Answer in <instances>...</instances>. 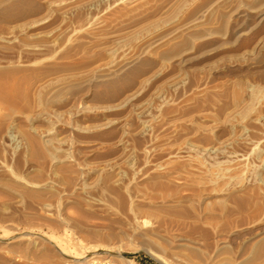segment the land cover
<instances>
[{
    "label": "rangeland",
    "instance_id": "1",
    "mask_svg": "<svg viewBox=\"0 0 264 264\" xmlns=\"http://www.w3.org/2000/svg\"><path fill=\"white\" fill-rule=\"evenodd\" d=\"M32 1L42 7L36 13L0 19V90L7 96L0 100V264H264V256L244 263L248 239L264 231V120L246 127L238 144L219 151L215 144L230 137L220 126L200 135L183 132L163 143L167 126L159 127L161 114L178 92L185 93L186 84L165 86L154 97L162 78L110 102L95 101L91 91L79 89L45 106L51 88L77 83L116 58L91 49L93 37L96 24L129 0ZM4 72L11 75L8 83ZM19 90L27 94L26 102L18 98ZM250 128L256 129L251 133ZM27 136L35 144L50 137L64 140L43 155ZM231 150L240 156L230 164L239 168L236 173L216 165L232 157ZM184 158L189 169L199 168L200 174L190 177L198 184L179 185L174 194L140 189L145 179L164 172L163 164ZM201 187L212 197L256 189L262 201L247 214L188 225L146 206L181 196L199 205L201 196L193 194ZM65 232L89 248L82 260L54 248L52 238ZM183 239L186 246L180 247Z\"/></svg>",
    "mask_w": 264,
    "mask_h": 264
},
{
    "label": "bare ground",
    "instance_id": "2",
    "mask_svg": "<svg viewBox=\"0 0 264 264\" xmlns=\"http://www.w3.org/2000/svg\"><path fill=\"white\" fill-rule=\"evenodd\" d=\"M41 8L32 0H0V19H21ZM96 25L97 34L91 49L111 52L116 58L96 67L77 83L51 88L44 97L45 106L56 104L79 89L91 91L90 98L95 101L110 102L151 79L162 78L153 91L154 97L159 96L165 86L180 80L186 84V90L181 91L185 93L179 95L178 92L175 101L161 114L158 125L167 126L163 143L181 137L183 132L200 135L220 126L228 129L230 137L215 144L219 151L234 145L246 127H252L260 118L264 120V0H129ZM171 68L174 70L166 74ZM2 79L7 83L12 80L9 72L2 73ZM1 90L0 100L7 99ZM17 92L18 98L26 102L27 94L22 90ZM131 98L132 95L127 96L128 102ZM63 140L50 137L46 141L37 140L35 144L34 139L27 136L29 144L37 146V152L43 155L52 154ZM238 157L234 150L232 157L219 160L216 165H226L227 170L236 173L239 168H232L230 164L237 163ZM260 160L264 164V154ZM163 166L164 172L145 179L139 184L140 189L174 194L179 185L198 184L194 179L200 174L199 168L189 169L188 158L179 164L176 160L168 161ZM86 170L89 174L93 172V169ZM193 195L201 196L199 205L192 197L181 196L156 204L149 202L146 206L188 225L247 214L261 200L256 189L233 190L225 196L212 197L211 190L201 187ZM248 240L251 243L249 256L244 258V263L264 256V231ZM180 242V247L186 246L184 239ZM51 243L60 255L76 262L89 251L86 244L73 241L67 232L61 238H52ZM224 248L222 243L220 249Z\"/></svg>",
    "mask_w": 264,
    "mask_h": 264
},
{
    "label": "trees",
    "instance_id": "3",
    "mask_svg": "<svg viewBox=\"0 0 264 264\" xmlns=\"http://www.w3.org/2000/svg\"><path fill=\"white\" fill-rule=\"evenodd\" d=\"M134 256H136V255H133V256H130V257H134Z\"/></svg>",
    "mask_w": 264,
    "mask_h": 264
}]
</instances>
